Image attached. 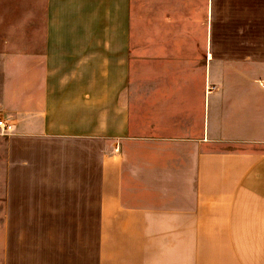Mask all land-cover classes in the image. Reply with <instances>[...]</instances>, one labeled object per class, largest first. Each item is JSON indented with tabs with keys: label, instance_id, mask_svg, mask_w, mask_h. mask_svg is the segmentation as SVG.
Listing matches in <instances>:
<instances>
[{
	"label": "crops",
	"instance_id": "1",
	"mask_svg": "<svg viewBox=\"0 0 264 264\" xmlns=\"http://www.w3.org/2000/svg\"><path fill=\"white\" fill-rule=\"evenodd\" d=\"M42 10L0 39L4 264H264V0Z\"/></svg>",
	"mask_w": 264,
	"mask_h": 264
},
{
	"label": "rangeland",
	"instance_id": "2",
	"mask_svg": "<svg viewBox=\"0 0 264 264\" xmlns=\"http://www.w3.org/2000/svg\"><path fill=\"white\" fill-rule=\"evenodd\" d=\"M27 10V32L29 37L34 36L37 30L36 23L41 24L43 18V0H0V39L6 36L7 39L13 40L12 45H18L14 43L20 34V11L21 9ZM4 18V19H1ZM142 31L141 34L147 33V28H140ZM31 62V60H29ZM33 63L29 64V69L34 66ZM11 64L16 69L19 68V60H11ZM0 67H3V60L0 59ZM236 75H227V70H221L220 75V82L226 83L228 81L234 82H253L258 83L256 80H250L251 75L249 70H237ZM231 95L235 94H242V92H235V91H227ZM259 98V95L257 96ZM1 132V131H0ZM1 149V143H0ZM2 174L1 165H0V176ZM1 178V177H0ZM1 206L0 203V215H1ZM93 211V219H92V228L94 232V228L97 225V219L94 217ZM2 223L3 220L0 218V264H4V257H3V230H2ZM93 243L95 241L94 234L92 236ZM18 254V253H17Z\"/></svg>",
	"mask_w": 264,
	"mask_h": 264
},
{
	"label": "built area",
	"instance_id": "3",
	"mask_svg": "<svg viewBox=\"0 0 264 264\" xmlns=\"http://www.w3.org/2000/svg\"><path fill=\"white\" fill-rule=\"evenodd\" d=\"M11 130V124L0 119V131L2 134H6Z\"/></svg>",
	"mask_w": 264,
	"mask_h": 264
}]
</instances>
